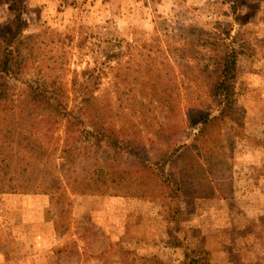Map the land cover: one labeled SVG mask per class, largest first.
Returning a JSON list of instances; mask_svg holds the SVG:
<instances>
[{
    "label": "rangeland",
    "instance_id": "374dc122",
    "mask_svg": "<svg viewBox=\"0 0 264 264\" xmlns=\"http://www.w3.org/2000/svg\"><path fill=\"white\" fill-rule=\"evenodd\" d=\"M18 16L27 27L6 107L31 88L53 91L68 111L93 95L106 126L176 184L174 202L144 174L142 190L127 191L146 196L80 193L83 159L58 169L74 131L64 120L40 131L43 164L25 137L46 112L27 114V128L1 106L0 264H264V0H0V30ZM232 49L234 115L197 140L193 161L157 164L159 131L192 133L193 144L190 118L211 108L213 65ZM54 177L56 195L45 194Z\"/></svg>",
    "mask_w": 264,
    "mask_h": 264
},
{
    "label": "trees",
    "instance_id": "16d2710c",
    "mask_svg": "<svg viewBox=\"0 0 264 264\" xmlns=\"http://www.w3.org/2000/svg\"><path fill=\"white\" fill-rule=\"evenodd\" d=\"M26 27V22L22 17L18 16L14 23L0 30V114L5 111L1 106L8 108L6 104L8 103L7 98L11 88L9 79L17 78L21 72L20 66H18L20 65V54H18V50L14 49V46L16 44L18 47L23 45H19V43H22V40L25 38L23 32ZM238 55L240 53L238 54L235 49H232L220 56V60L215 61L213 70L211 71L213 84L208 88V96L212 100L211 108L206 111L203 110L201 112L202 115L201 113H197L190 118V129L193 132L198 131V134L193 136V144H186L185 142L192 137V133L189 132H184L183 139L179 137L180 134L177 135L176 133L166 131H159L157 133V144H165V148L160 149L157 147L155 149L158 156L157 164L172 168L175 165V159L193 161L189 153H191L192 147L197 146V140L209 134L212 128L219 127L223 121L230 119L234 115V111L236 110L235 80ZM52 94L53 91H49L48 89L31 88L28 100L25 103L18 105L11 103V108H8L14 116L19 115L22 121H26L27 128L28 126L30 127V122L32 121L26 115H38L35 118V126H37L35 128L39 132L30 135V137L21 135L26 138L27 146L32 154L36 156L37 161L43 164L46 163L44 156L49 148L46 146V143L41 142V136H38V134L40 131L42 134H45V128L49 127L51 123V125L55 124V120L57 122L64 120L68 132L74 131L72 134L74 146H71V149L65 148L62 152L63 157L61 158L63 161L58 164L59 172H63L68 166L76 164L78 157H81L85 162L83 163L84 171H87L89 174V177L79 181L81 184L79 191L77 188L74 190L83 194L115 197L146 196V192L137 193L144 186L142 177L144 174L149 176L147 177L149 180L152 176L158 179V187L155 190H158V192L161 190L160 197L162 199L174 202L175 195H172L173 192L170 185L175 187L173 184L176 183L171 184L166 181H159L160 177L157 174L158 166L152 163L151 152L130 149L124 139H120L119 136L114 134L113 129L106 126L103 115L95 109V101L97 100L93 95L91 97L83 96L75 104V107L71 111H68L67 105L63 102L55 101L51 97ZM81 94L90 95V88L84 85L81 86ZM40 109L45 111L46 114L36 113V111L40 112ZM91 161L93 162L91 163ZM41 168L43 169L40 170L44 171V174H47V168L45 166ZM61 172L60 174L62 175ZM139 177L141 180H138ZM42 182L46 183L47 180L36 181L35 185L44 184ZM61 183V180H55L54 177L50 185L48 183L47 186L49 187H46L42 192L55 196L56 192L52 190H58V184ZM177 185L179 187H186L189 186V183L182 181V183H178ZM131 186H136L135 191L137 192L127 191L132 190ZM38 188L40 187L38 186ZM176 191L177 189L174 192ZM23 192L30 193L31 191L24 189ZM62 197H65V192L62 193ZM190 264L205 263L199 259H193Z\"/></svg>",
    "mask_w": 264,
    "mask_h": 264
}]
</instances>
